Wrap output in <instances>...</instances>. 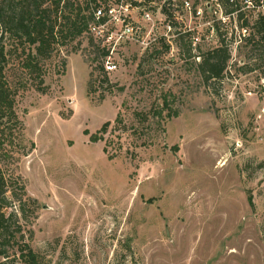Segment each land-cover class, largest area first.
Listing matches in <instances>:
<instances>
[{"label": "rangeland", "instance_id": "1", "mask_svg": "<svg viewBox=\"0 0 264 264\" xmlns=\"http://www.w3.org/2000/svg\"><path fill=\"white\" fill-rule=\"evenodd\" d=\"M263 41L210 82L187 37L170 54L122 45L92 86L103 58L86 34L43 63L40 87L13 52L7 78L34 148L7 170L36 200L19 218L40 264H264Z\"/></svg>", "mask_w": 264, "mask_h": 264}, {"label": "trees", "instance_id": "2", "mask_svg": "<svg viewBox=\"0 0 264 264\" xmlns=\"http://www.w3.org/2000/svg\"><path fill=\"white\" fill-rule=\"evenodd\" d=\"M90 1L98 3L99 0H89L85 7L81 0H0V264H6L12 255L19 257L23 264H40L41 261L39 253L26 239L19 218V212L25 215L26 205H34L36 200L28 196L22 176L7 170L16 153L26 154L27 147L29 150L34 148V142L25 138L17 107V88L7 78L10 57L15 51H23L21 68L29 76L38 73L37 87L44 80L43 63L67 39L88 35L90 43L97 45L98 58L102 59L107 51L88 30L92 17ZM256 27V33L264 40V20H260ZM189 47L191 52L190 44ZM229 60L230 52L225 45L201 53L198 68L204 81L223 78ZM101 70L108 73L104 62L91 71L90 86L101 76ZM109 124L106 121L91 139H100ZM249 200L253 203L251 196ZM15 205L16 210L5 211Z\"/></svg>", "mask_w": 264, "mask_h": 264}, {"label": "built area", "instance_id": "3", "mask_svg": "<svg viewBox=\"0 0 264 264\" xmlns=\"http://www.w3.org/2000/svg\"><path fill=\"white\" fill-rule=\"evenodd\" d=\"M89 4L88 30L107 51L102 59L107 72L118 68L113 55L126 43L170 54L184 37L198 61L201 45L219 41L228 47L229 62H233L243 43L257 34V23L264 20V0H99Z\"/></svg>", "mask_w": 264, "mask_h": 264}]
</instances>
